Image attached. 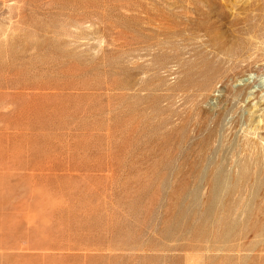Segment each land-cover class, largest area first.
Here are the masks:
<instances>
[{
  "label": "rangeland",
  "instance_id": "rangeland-1",
  "mask_svg": "<svg viewBox=\"0 0 264 264\" xmlns=\"http://www.w3.org/2000/svg\"><path fill=\"white\" fill-rule=\"evenodd\" d=\"M0 264H264V0H0Z\"/></svg>",
  "mask_w": 264,
  "mask_h": 264
},
{
  "label": "bare ground",
  "instance_id": "bare-ground-1",
  "mask_svg": "<svg viewBox=\"0 0 264 264\" xmlns=\"http://www.w3.org/2000/svg\"><path fill=\"white\" fill-rule=\"evenodd\" d=\"M259 122V121H258Z\"/></svg>",
  "mask_w": 264,
  "mask_h": 264
}]
</instances>
